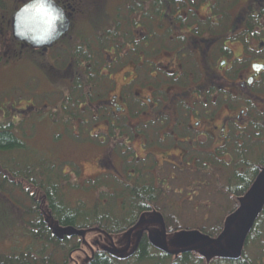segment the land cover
<instances>
[{
  "label": "flooded vegetation",
  "instance_id": "flooded-vegetation-1",
  "mask_svg": "<svg viewBox=\"0 0 264 264\" xmlns=\"http://www.w3.org/2000/svg\"><path fill=\"white\" fill-rule=\"evenodd\" d=\"M54 1L71 21L68 32L52 47L33 49L17 42L38 53L58 47L57 60L65 55L58 73L68 94L78 80L83 82V116L73 118L70 127L105 131L100 139L105 151L98 161L105 189L146 181L170 195L173 185L180 189L177 194H195L211 183H221L220 193L244 184V196L232 198L230 206L235 204L240 213L247 208L242 199L254 186L252 161L264 157V11L258 10L264 0L243 4L232 15L236 23L225 32L203 27L205 20L198 17L188 26L184 17L189 5L176 11L163 8L158 14L156 0L118 2L122 21L115 16L96 38L83 36L69 46L61 40L72 33L76 15L87 8L102 9L103 1ZM7 25L12 32L11 20ZM238 40L245 42L239 54L234 46ZM84 53L91 58L84 59ZM120 133L128 137L123 140ZM259 168L263 176L264 167Z\"/></svg>",
  "mask_w": 264,
  "mask_h": 264
},
{
  "label": "rangeland",
  "instance_id": "rangeland-1",
  "mask_svg": "<svg viewBox=\"0 0 264 264\" xmlns=\"http://www.w3.org/2000/svg\"><path fill=\"white\" fill-rule=\"evenodd\" d=\"M102 1V9L87 8L83 14L73 17L74 29L72 33L61 40V43L65 41L66 46H69L70 41L78 40L83 36L89 37L91 35L96 38L97 31H100L101 27L111 24L115 18L117 21L118 18L120 21L124 19L117 14V5L118 2L127 0ZM223 1L225 0L219 2ZM247 1L229 0L223 5L220 3L218 7L216 0H205L196 7L193 13L185 14L184 18L188 26L200 18V20H205V24H202L203 27H220L225 32L229 27H232V23H236L235 17L233 18L232 15ZM23 3L25 0L0 1V120H14L19 125H22L24 121L27 135L23 139L30 146V149H36L39 152L44 151L48 156L56 159L58 163H62L64 173L68 174L71 171L72 177L70 179L72 182H77L78 187L66 186L67 196L74 199V202L77 201L76 199H86L91 202L107 186L106 180L100 175L102 166L98 162L105 151V147L100 141L105 131L96 129L84 131L83 134L75 128L70 131L58 123V120L55 123L56 117L45 114L51 112L54 107L56 108L67 93V91H63L67 90L65 81L58 73L65 65V55L63 54L62 59L57 60L55 52L58 47L55 50L38 53L14 39L7 24ZM259 6L261 5L258 4V8ZM158 18L160 19V16H157V25L159 23ZM163 19H169V16H163ZM215 20H219L221 24L216 26L213 23ZM123 22L125 24V20ZM183 24L185 25V22ZM187 29L190 27H184L183 31ZM244 37L243 35L236 36L237 39ZM251 42L254 43L253 40ZM244 43V41L238 40L234 45L238 54L242 52V44ZM36 110L44 115L42 117L37 116L34 114L37 113ZM32 123L35 124L33 127H31ZM113 134L117 135L118 132H113ZM119 136L124 140L128 134L120 133ZM95 141L98 142L96 143L98 145H91ZM160 150L158 148L155 151L158 156ZM256 150L259 153L262 148L257 147ZM253 161H257V158L254 157ZM74 163L79 165L77 176L75 175L77 169ZM116 165L118 168L120 167L118 160H116ZM59 167L61 168L60 164ZM100 177L103 179L100 180L101 185L99 184L100 186L96 189L94 187L98 183L95 185L94 182ZM91 183L95 186L89 188L88 184ZM220 185L221 183H211L208 190L195 194L186 192L177 194L175 191L180 189L177 188V185H173V189L170 191L172 193L167 200L170 205L174 206L173 209L176 213L183 215L182 224L184 226L196 228L193 223L201 226V224L210 221L211 214L209 212L211 210H216V215H220L221 212L218 210L223 207L224 203L225 207L230 206L229 197L220 194L218 191ZM17 199L18 194L15 192H3L1 194L0 191V253L10 251L16 243L18 244L17 237L21 228L18 223L21 218V204ZM242 200L248 205L247 208L233 221L228 238L221 241L211 243V240L204 237L198 230H180L165 234V229L160 222L161 218L152 211L146 214L145 220L140 225L127 232L108 235L99 230L88 231L85 234L83 251L74 255L72 264H83L89 259L93 250L98 248L110 251H131L136 247L141 234L146 229L149 230V234L157 243L170 252L203 247L210 257L217 254H237L255 211L259 209L264 200V175L263 181L258 187L255 188L254 185ZM216 204H220V208ZM233 216L227 220L226 226H229L228 223Z\"/></svg>",
  "mask_w": 264,
  "mask_h": 264
},
{
  "label": "trees",
  "instance_id": "trees-1",
  "mask_svg": "<svg viewBox=\"0 0 264 264\" xmlns=\"http://www.w3.org/2000/svg\"><path fill=\"white\" fill-rule=\"evenodd\" d=\"M204 1L156 0V10L159 14L163 8L176 11L179 6L187 8L189 5V13H193ZM216 1L219 7L220 3L223 5L229 0ZM259 7L260 11H264V5ZM83 58L91 57L84 53ZM81 84L83 82L78 80L76 89L65 93L60 104L45 113L56 117L55 123L58 120L70 131L73 129L70 127L73 118L83 116L81 105L86 99V91ZM34 114L39 117L44 115L42 112ZM34 125L32 123L31 127ZM26 135L24 121L19 125L14 120H0V191L1 194L15 192L21 204L18 244L10 251L0 253V264H72L74 255L83 251L88 231L99 230L108 235L127 232L140 225L145 214L152 211L161 218L166 233L198 230L211 240H217L227 228L228 217L237 212L235 204L229 207L223 205L222 208L219 205L221 214L216 215V210H211L208 223L201 226L193 223L196 228L184 226L183 215L176 213L174 206L167 200L169 195L147 185L146 181L135 186L120 184L115 191L102 189L91 202L86 199H76L74 202L67 196L65 189L66 186L78 187L77 182L70 179L71 171L64 173L62 163L44 151L30 149L23 139ZM74 165L77 176L79 165ZM252 166L254 169L250 183L254 185L261 177L259 166L264 167V157L252 161ZM101 179L94 182L98 183L96 187V184H88L89 188L93 186L97 189ZM241 186L227 188L226 192L221 191L220 194H227L229 200L244 196L246 187L244 184ZM83 264H264V205L243 236L237 254L210 257L199 249L170 252L154 242L149 232L145 231L133 250L98 248Z\"/></svg>",
  "mask_w": 264,
  "mask_h": 264
},
{
  "label": "water",
  "instance_id": "water-1",
  "mask_svg": "<svg viewBox=\"0 0 264 264\" xmlns=\"http://www.w3.org/2000/svg\"><path fill=\"white\" fill-rule=\"evenodd\" d=\"M55 9H58L60 11H56L54 9H50L48 7H44V0H32V3L28 7H21L19 8L12 16L11 22H12V33L13 37L16 41L27 43L29 44L33 49H41L44 47H52L55 42L60 40V38L68 32L71 21L67 17L65 11L63 8H61L55 1ZM63 14V20L59 24H57L56 19H53L55 16L57 19L60 17V14ZM45 33L48 34L49 38L52 36H55V39H51L50 43L44 44L41 47H36L32 43H29L23 39H21V35H28L32 37H39L41 35H44ZM62 33V34H60ZM264 68V67H263ZM263 181V176H261L256 182H255V188L258 187V185ZM264 205V200L261 203V206L259 209L255 211L254 217L262 210V207ZM239 212H236V214L231 219L229 226H227L224 234L222 237H220L217 240H211V243H215L217 241H221L224 239L226 235L229 234L230 228L232 226L233 221L237 216L239 215ZM252 218L249 227L251 226V223L254 219ZM229 227V229H228ZM247 229V230H248ZM166 233V229L164 230ZM194 233V232H193ZM246 233V232H245ZM245 235V234H244ZM204 236V235H203ZM205 237V236H204ZM241 247V246H240ZM165 248V247H164ZM200 248V247H199ZM167 250V248H165ZM198 248H189L187 250H193ZM183 250V251H187Z\"/></svg>",
  "mask_w": 264,
  "mask_h": 264
},
{
  "label": "clouds",
  "instance_id": "clouds-1",
  "mask_svg": "<svg viewBox=\"0 0 264 264\" xmlns=\"http://www.w3.org/2000/svg\"><path fill=\"white\" fill-rule=\"evenodd\" d=\"M31 3H32V0H25V3H24V5H22V7H28ZM43 6L44 7H48L50 9H54L56 11H60L58 9H55L54 0H44ZM53 19H56L57 24H59L60 22H62V20H63V14H62V12H61L60 17L58 19L55 16L53 17ZM60 34H62V33H60ZM20 38L23 39V40H25V41H27V42H29V43H32L36 47H41L44 44L50 43L51 42V39H55L56 37L55 36H52L51 38H49L48 34L45 33L44 35H41L39 37H32V36H28V35H21Z\"/></svg>",
  "mask_w": 264,
  "mask_h": 264
}]
</instances>
